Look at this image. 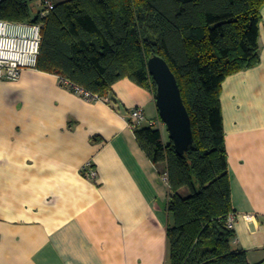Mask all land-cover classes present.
Instances as JSON below:
<instances>
[{"label": "crops", "instance_id": "obj_1", "mask_svg": "<svg viewBox=\"0 0 264 264\" xmlns=\"http://www.w3.org/2000/svg\"><path fill=\"white\" fill-rule=\"evenodd\" d=\"M260 17L259 62L227 76L219 96L230 246L249 264L264 259V4ZM137 106L163 127L151 88L126 77L93 99L36 68L0 78V264H170L166 163L138 145ZM88 161L95 177L82 169Z\"/></svg>", "mask_w": 264, "mask_h": 264}, {"label": "trees", "instance_id": "obj_2", "mask_svg": "<svg viewBox=\"0 0 264 264\" xmlns=\"http://www.w3.org/2000/svg\"><path fill=\"white\" fill-rule=\"evenodd\" d=\"M32 1L0 0V19L40 23L35 68L92 95L105 96L125 77L154 94L147 59L167 62L193 142L179 155L158 126L145 122L134 134L153 163H166L170 264H249L245 251L231 248L234 230L225 226L232 205L219 96L227 76L259 62L264 0H65L45 17L32 13ZM185 186L190 193L182 197Z\"/></svg>", "mask_w": 264, "mask_h": 264}, {"label": "built area", "instance_id": "obj_3", "mask_svg": "<svg viewBox=\"0 0 264 264\" xmlns=\"http://www.w3.org/2000/svg\"><path fill=\"white\" fill-rule=\"evenodd\" d=\"M40 8L38 14L45 17L54 7L53 0H39ZM41 24L14 22L0 19V78L10 81L19 78L25 68H35L39 45L41 40ZM70 84L67 80H65ZM73 91L83 95L85 98H98L81 87L71 85ZM132 119L130 126L138 127L146 122L143 109L140 106L134 107L129 112ZM159 123H163L159 120ZM148 125L157 126L158 121H147ZM82 169L91 177L96 176V171L91 163L86 162ZM236 214L232 211L227 215L225 226L234 229Z\"/></svg>", "mask_w": 264, "mask_h": 264}, {"label": "water", "instance_id": "obj_4", "mask_svg": "<svg viewBox=\"0 0 264 264\" xmlns=\"http://www.w3.org/2000/svg\"><path fill=\"white\" fill-rule=\"evenodd\" d=\"M147 69L155 82L154 100L158 116L166 127L175 152L181 155L192 144L193 135L176 77L167 62L155 54L147 59Z\"/></svg>", "mask_w": 264, "mask_h": 264}, {"label": "rangeland", "instance_id": "obj_5", "mask_svg": "<svg viewBox=\"0 0 264 264\" xmlns=\"http://www.w3.org/2000/svg\"><path fill=\"white\" fill-rule=\"evenodd\" d=\"M159 129L162 131L163 137L165 138V142H167L168 141V133H167V130H166L164 123H163V127L159 128Z\"/></svg>", "mask_w": 264, "mask_h": 264}]
</instances>
